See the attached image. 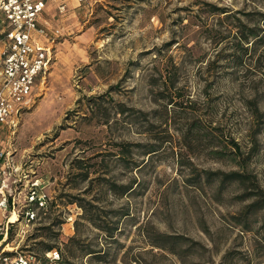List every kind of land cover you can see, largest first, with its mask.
I'll return each mask as SVG.
<instances>
[{
  "label": "rangeland",
  "instance_id": "rangeland-1",
  "mask_svg": "<svg viewBox=\"0 0 264 264\" xmlns=\"http://www.w3.org/2000/svg\"><path fill=\"white\" fill-rule=\"evenodd\" d=\"M62 2L66 8L59 13ZM262 14L264 0L50 2L44 20L60 36L46 76L34 87V103L10 141L17 164L26 162L56 206L27 228L11 227L1 247L33 255L34 264H60L49 262L38 243L63 249L82 212L72 201L86 200L109 216L126 208L129 217L120 220L118 243H107L105 262L78 257L70 259L73 264H264V224L252 222L253 231L245 233L227 220L242 206L234 199L239 191L216 200L212 186L186 183L192 170L227 172L233 166L210 159L199 146L194 153L182 148L192 123L191 132H209L218 149L237 142L245 157L257 133L248 171L264 189ZM246 27L257 28L253 45L243 43ZM168 77L174 88L166 90ZM125 146L128 156L121 153ZM151 146L158 151L146 157ZM133 180V195L105 193L107 181ZM55 216L60 225L36 230ZM142 232L181 238L180 253L152 249ZM98 234L84 228L87 242Z\"/></svg>",
  "mask_w": 264,
  "mask_h": 264
},
{
  "label": "built area",
  "instance_id": "built-area-1",
  "mask_svg": "<svg viewBox=\"0 0 264 264\" xmlns=\"http://www.w3.org/2000/svg\"><path fill=\"white\" fill-rule=\"evenodd\" d=\"M54 0H0V264H34L35 257L1 247L11 227L27 228L47 211L50 196L26 162L17 164L14 142L24 112L34 103V87L46 76L60 30L44 20ZM78 5L87 0H76ZM64 2L57 6L65 11ZM3 138L7 139L5 142ZM15 217L14 221L11 219ZM49 262L60 259L56 249L44 254Z\"/></svg>",
  "mask_w": 264,
  "mask_h": 264
},
{
  "label": "trees",
  "instance_id": "trees-1",
  "mask_svg": "<svg viewBox=\"0 0 264 264\" xmlns=\"http://www.w3.org/2000/svg\"><path fill=\"white\" fill-rule=\"evenodd\" d=\"M262 15L261 16L264 17V14ZM246 31L247 34L243 36V40L246 42H243L242 38H240L241 42L244 44L253 45L255 41L249 40H259L257 28L246 27ZM167 81L165 80L164 82L166 90L168 87L174 88V81L170 77H168ZM253 107L255 116H257L258 119H261V114L259 113L255 100ZM193 126L194 123L187 127L183 136L182 148L194 153L199 146V149H204L203 151L205 155L210 159L216 162H226L233 167L227 172L221 170L216 172L205 170L195 172V170H192V173L195 175L190 179H187L186 183L201 189L205 186H212V190L214 189L212 195L216 200H221L220 197H223L225 191L236 188V190L239 191V194H237L234 199H236L238 203H241L242 206L238 210L237 215H231L230 217L228 216L227 220L233 226L239 228L242 232H252V222H262L264 224V189L260 186L257 177L248 171V162L256 151L257 145L255 135L257 133H253L251 135L253 138V145L245 157L240 145L237 142L231 140L229 142V148L227 147L228 144H225L221 146V149H218L219 144L215 142L216 137L212 136L209 132L201 133L199 130L196 132H191ZM194 142L197 144L194 145ZM155 147L156 146H151L143 154L146 157L155 155L158 151V149ZM121 153L125 156H128L131 151L125 146L122 148ZM124 162L126 163L128 160L124 159ZM188 165L190 166V164ZM138 167H140V165H135L134 169ZM86 176L87 174H85L83 177ZM105 184L107 187L105 189V193L119 198L133 195L135 192V187L137 186L136 180L121 185H117L115 182L109 181L105 182ZM76 201H72V203H77L82 212L74 222L75 234L68 239V241L64 244L63 249H60L58 246H54L53 244L39 242L38 244H41L42 246V254H45L52 249L59 250V253L61 254V262H59L60 264H73L70 259L78 257L89 258V261L93 263H103L106 261V256L109 254L106 251V248L108 247L107 243H118L116 235L120 232V220L128 219L129 211L126 208H124L121 213L118 210H111L109 211V213H111L109 216V214L107 215V213L103 212L104 210L100 212L98 206L90 201ZM52 206L54 207L56 204L49 202L47 211L45 214H43L44 217L47 215V213H49V211L54 209ZM61 223L62 222L58 216H55L52 218V221L48 227L37 228L36 230H51V225H60ZM85 227L97 230L99 233L98 236L87 242L86 239H88V237L84 236ZM141 235L145 238L147 244L152 249L166 251L171 254L180 253L179 245L183 243V241L177 236H169L161 233L154 234V232H147L146 234L142 232ZM47 236L50 238L49 234ZM56 236L57 234L53 235L52 237L56 238ZM99 236L101 238H99ZM261 239L264 243V235ZM102 240L104 241L105 245L101 243ZM65 254H67V257ZM43 261L47 260L43 258ZM137 261L138 260L136 259L133 260L134 263Z\"/></svg>",
  "mask_w": 264,
  "mask_h": 264
}]
</instances>
